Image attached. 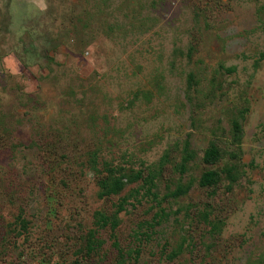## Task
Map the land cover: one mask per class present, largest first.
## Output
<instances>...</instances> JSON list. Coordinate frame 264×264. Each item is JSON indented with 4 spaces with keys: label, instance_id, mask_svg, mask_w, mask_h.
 Wrapping results in <instances>:
<instances>
[{
    "label": "rangeland",
    "instance_id": "rangeland-1",
    "mask_svg": "<svg viewBox=\"0 0 264 264\" xmlns=\"http://www.w3.org/2000/svg\"><path fill=\"white\" fill-rule=\"evenodd\" d=\"M261 52L264 0H0V264H264Z\"/></svg>",
    "mask_w": 264,
    "mask_h": 264
},
{
    "label": "trees",
    "instance_id": "trees-1",
    "mask_svg": "<svg viewBox=\"0 0 264 264\" xmlns=\"http://www.w3.org/2000/svg\"><path fill=\"white\" fill-rule=\"evenodd\" d=\"M260 58L264 57V52H261L259 55ZM231 129H232V139L234 143H238L239 137L241 135V127L240 122L237 119L231 120ZM191 151L187 146V141H184L182 146V155L180 157L179 163V170L182 172L184 170V164L189 159H191ZM230 155L232 157H236L235 152H231ZM220 157L218 148L214 144H209L201 155V161L204 164H213L218 161ZM235 165H225L221 171L224 175V178L227 179L229 182H233L235 180V176L233 172L235 170ZM103 173L101 177L97 178V187L99 189V194L101 196H110L117 194L125 185L126 182L134 181L139 179L141 174L139 171H130L125 172L124 168L120 166H112L106 162L102 163ZM220 171V172H221ZM220 172L214 169H206L202 171L198 178V185L202 187H213L220 179ZM183 192V189L180 187L175 188L173 191L170 192L172 196H178ZM123 201L120 200L114 204L113 213L105 214L103 211H96L94 212V224L97 227L103 228L107 227L111 231H113L116 222V212L123 208ZM19 219V214L17 215ZM95 230L90 229L88 230L87 234L84 237L83 244L81 246L82 256L83 257H90L95 250L100 246L101 241L98 237L95 236ZM114 247L118 255H122V250L118 247L117 243L114 242ZM79 264V263H76ZM113 264H118V262H114Z\"/></svg>",
    "mask_w": 264,
    "mask_h": 264
}]
</instances>
